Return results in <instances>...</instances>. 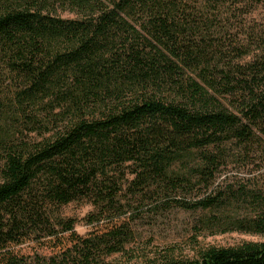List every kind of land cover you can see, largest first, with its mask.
Returning <instances> with one entry per match:
<instances>
[{"label": "trees", "instance_id": "16d2710c", "mask_svg": "<svg viewBox=\"0 0 264 264\" xmlns=\"http://www.w3.org/2000/svg\"><path fill=\"white\" fill-rule=\"evenodd\" d=\"M261 3L0 0V264L119 252L126 193L264 237V189L215 183L230 161L264 154V20L249 18ZM236 15L241 40L226 26ZM73 203L96 211L86 236L60 218ZM145 264H264V242Z\"/></svg>", "mask_w": 264, "mask_h": 264}, {"label": "rangeland", "instance_id": "374dc122", "mask_svg": "<svg viewBox=\"0 0 264 264\" xmlns=\"http://www.w3.org/2000/svg\"><path fill=\"white\" fill-rule=\"evenodd\" d=\"M251 6H254L255 10L249 18L257 22L264 20V3ZM250 19L247 18V25L252 24ZM243 20L244 17L236 15L226 24L229 28L228 34L235 35L237 40L247 36L243 34L247 27L238 32L237 28L232 29V26L245 25ZM223 179L242 182L247 187L258 184L264 189V154L253 156L248 162L230 161L227 168L217 175L215 183ZM195 189L198 190L199 187ZM128 194L121 198L126 213L116 223L128 235L127 241L120 247L119 252L102 255L96 264H145L161 263L166 259L189 260L196 258L199 250L208 247H235L247 242H264L263 236L205 229L201 225V220L209 217L208 212L181 209L173 203L167 204V207L164 200L153 202L147 197L141 199L130 197ZM203 194V190L194 191L189 199H195ZM94 212L96 211L88 203H73L62 207L59 215L64 222H74V230L79 236H86L97 225L89 218ZM106 218L107 216L102 217V221ZM63 243H66L65 238ZM53 250L55 249L51 247L41 248L35 245H24L20 248L22 254L30 256L36 254L45 259L51 256Z\"/></svg>", "mask_w": 264, "mask_h": 264}]
</instances>
